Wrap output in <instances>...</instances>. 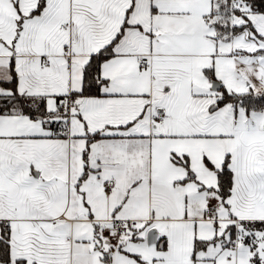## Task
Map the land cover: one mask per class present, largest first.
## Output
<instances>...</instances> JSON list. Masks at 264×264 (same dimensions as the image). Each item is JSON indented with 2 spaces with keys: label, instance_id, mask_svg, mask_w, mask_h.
Here are the masks:
<instances>
[{
  "label": "snow or ice",
  "instance_id": "1",
  "mask_svg": "<svg viewBox=\"0 0 264 264\" xmlns=\"http://www.w3.org/2000/svg\"><path fill=\"white\" fill-rule=\"evenodd\" d=\"M0 264H264V0H0Z\"/></svg>",
  "mask_w": 264,
  "mask_h": 264
}]
</instances>
